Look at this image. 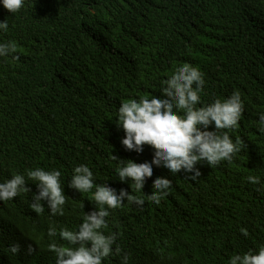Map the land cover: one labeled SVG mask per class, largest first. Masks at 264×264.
<instances>
[{"label": "trees", "instance_id": "1", "mask_svg": "<svg viewBox=\"0 0 264 264\" xmlns=\"http://www.w3.org/2000/svg\"><path fill=\"white\" fill-rule=\"evenodd\" d=\"M4 19L0 42L14 43L19 59L0 58V181L58 169L66 204L63 215L50 216L47 207L35 213L31 182L29 193L0 202V264H55L49 244L68 245L49 237V226L75 230L94 209L91 192L67 186L79 164L93 171L94 188H124L146 200L143 208L125 201L110 211L104 231L119 234L121 252L103 264H121L125 253L129 264H228L264 246V134L256 129L264 112V0H25L15 14L0 6ZM184 63L204 73L203 102L240 93L245 111L229 134L246 148L231 162L197 165L195 182L154 166L136 193L116 177L117 159L151 161L153 150L124 149L117 109L159 96ZM156 176L172 180L159 205L146 195ZM15 243L17 255L8 251Z\"/></svg>", "mask_w": 264, "mask_h": 264}, {"label": "clouds", "instance_id": "2", "mask_svg": "<svg viewBox=\"0 0 264 264\" xmlns=\"http://www.w3.org/2000/svg\"><path fill=\"white\" fill-rule=\"evenodd\" d=\"M25 0H0V6L10 14L19 12ZM8 22L0 20V31H8ZM14 43L0 42V58L9 57L18 60ZM204 73L188 63L178 66L162 84L159 96L131 99L120 103L115 116V124L123 131L120 143L126 151L142 153L144 146L153 150L151 161L134 162L131 159L119 160L116 177L121 182H131L136 193L142 189L148 178L153 177L154 166L168 170L169 176L183 174L195 182L201 171L197 165L207 164L216 167L222 161L231 162L246 148L241 138L235 140L230 130L237 128L245 111V105L238 91L223 99L203 102ZM257 132L264 134V112L258 113ZM211 126V130H210ZM61 172L58 169L45 170L37 167L26 169L24 173H14L0 181V202L13 200L22 192L29 193L26 182L36 187L32 193L30 208L37 214L47 207L50 216L63 215L66 195L61 185ZM247 181L259 184L256 176H247ZM69 188L87 194L91 192L90 201L94 209L83 213L82 222L75 230L57 229L50 225L47 235L53 240L67 243L59 246L49 244V251L55 255V264H103L104 260L121 249L115 247L118 233L104 230L108 227L107 218L110 211L120 208L125 201L137 208L146 204L144 196L130 195L124 188L117 190L106 184L95 185L93 171L85 164H79L72 170L68 181ZM172 180L156 176L152 182V191L147 200L159 205L169 194ZM94 189V190H93ZM259 191V189H257ZM83 208V205H81ZM247 236V230L240 229ZM8 251L17 255L21 251L19 243L9 246ZM34 251L28 245L26 252ZM121 264H129V256L121 255ZM228 264H264V246L255 252L249 250L243 254L229 257Z\"/></svg>", "mask_w": 264, "mask_h": 264}]
</instances>
